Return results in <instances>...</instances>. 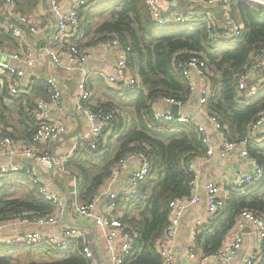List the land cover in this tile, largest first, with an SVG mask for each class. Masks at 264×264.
Listing matches in <instances>:
<instances>
[{
    "label": "built area",
    "instance_id": "obj_1",
    "mask_svg": "<svg viewBox=\"0 0 264 264\" xmlns=\"http://www.w3.org/2000/svg\"><path fill=\"white\" fill-rule=\"evenodd\" d=\"M171 0H143L151 20L162 26L177 25L185 22L194 23L197 16L183 14L182 12L166 11ZM208 5L221 4L226 21L222 25H216L207 16L204 20L207 25V38L213 43H226L237 39L242 35L244 26L231 18L232 0H199ZM264 7V0H239ZM51 12L57 16L53 38L38 52L8 51L0 47V55L7 57L0 60V88L6 87L11 95L25 94L29 87L22 84L25 75L22 68L17 67L11 61L22 62L26 67H34L41 57H47L54 66H64L68 70L81 69L90 60L99 58L98 52L112 50L114 61L108 64L113 73L104 76L107 86L119 94L134 91L140 84V79L130 68L131 48L120 37L115 34L108 35L97 41L94 47L83 49L77 42L80 39V28L78 20V8L85 4L86 0H72L73 5L64 10L60 0H48ZM35 33L32 18L21 12L15 0H0V32L10 34L13 38L20 39L26 32ZM51 43H58L52 47ZM249 62L239 73L234 74L237 82V95L247 102L257 96L264 82H249V77L255 71L264 66V48L258 47L252 50ZM178 68L186 82L188 98L185 101L170 97H160L153 105L152 114L157 120L169 123H186L195 127L201 143L205 148L204 154L198 155L187 163L190 173L188 181L189 194L171 200L167 209V223L163 234L155 242V250L162 259V264H173L176 259L177 239L180 231L181 220L186 210L201 201L199 195L200 186L205 192V210L203 214L196 216L193 221V229L188 246V257L196 259L198 264H207L208 261L229 263L237 255L243 243V232L247 226L260 242L264 240V216L254 211L243 209L237 216L231 229L233 235L228 242L221 244L212 252H203L196 255L197 237L201 232L211 226L212 220L217 213L226 205L227 201L234 195H243L249 188L257 187L264 177V167L251 156L248 148L254 143L262 141L264 130V111L258 119L248 128L245 137L233 140L228 137L225 127L219 118L208 111L207 103L211 91V74L206 61L198 56H190L188 59L178 63ZM105 73V70H104ZM103 73V74H104ZM49 91L47 99L38 98L34 107L28 109L36 123V129L31 138V144H41L61 141L67 132L64 122L52 121L51 110L61 107L62 87L54 76L45 78ZM92 93L87 86L86 76L78 81L74 93V109L83 122V127L78 138L73 144L54 155L38 151L31 145L15 142L10 136L0 131V154L8 158L0 164V176L10 173L23 172L30 182L35 186L39 195L48 202L52 208L50 213L20 215L0 221V246L11 249H33L49 245L56 250L65 251L75 240L82 244V252L87 259H92L93 250L86 242L84 230L78 226L62 223L72 209L83 218H90L97 227L103 238L104 248L108 258V264H125L134 250L136 240L135 234L121 222L119 216L115 215L120 202L134 199L140 182L150 173L151 162L143 151L133 152L122 156L112 166L110 176L99 190L94 200L82 203L78 199L68 198L67 195L58 192L49 186L46 180V172L58 174L69 173L73 192L77 194L78 176L68 167L73 154L81 147L91 149L97 148L100 142H105L120 121H124V114L119 110H104L93 108L90 104ZM191 97L195 98L201 112L205 113L216 136V144H212L209 132L204 124L198 122L189 115L186 110L172 113L161 106L172 105L185 108L186 102ZM217 148L220 157H227L234 153L237 157L245 160L248 168L238 170L235 177L228 185H219L213 181L200 184V176L205 163L214 154ZM23 158L24 163H19L16 158ZM28 162V163H27ZM132 165L131 176L127 186L113 190L111 186L118 175L127 164ZM70 171V172H69ZM99 199H104V212L99 215L94 213V207ZM53 226L55 231L45 233L39 229L26 230L23 232L13 231L5 233L9 228L17 226ZM2 232V233H1ZM261 246L259 250L246 252L242 256V264H258Z\"/></svg>",
    "mask_w": 264,
    "mask_h": 264
},
{
    "label": "trees",
    "instance_id": "obj_2",
    "mask_svg": "<svg viewBox=\"0 0 264 264\" xmlns=\"http://www.w3.org/2000/svg\"><path fill=\"white\" fill-rule=\"evenodd\" d=\"M231 11L244 30L239 38L218 44L208 40V24L201 14L194 23L162 26L151 20L143 0H86L78 8L81 34L91 37L95 43L111 34L120 37L131 48L130 65L133 66L135 59L140 79L136 90L122 94L131 97L127 115L123 112L125 120L120 121L97 148H78L69 162L78 176L77 199L87 203L94 200L110 176L113 164L122 156L143 151L150 160V173L140 182L136 196L119 217L136 236L134 250L125 264H160L155 242L167 223L168 204L189 194L191 175L187 163L205 152L194 126L157 120L152 114L153 105L160 97L181 101L188 98L178 63L192 55L206 61L211 74L207 109L219 118L230 139L245 137L249 126L264 111V88L245 102L237 95V82L233 77L248 64L253 49L264 48V7L232 0ZM6 35L0 32V41L2 37L10 38ZM5 96V89L0 88V131L15 142L31 144L36 129L32 115L22 107L17 112L20 125L4 120ZM33 103L28 102V109L34 107ZM92 107L115 108L110 103ZM2 122L12 130L2 128L5 126ZM248 150L264 167V141L254 143ZM243 209L264 216V177L257 187L249 188L245 194H234L214 217L211 226L198 235L197 240L203 239L205 252H212L221 245ZM51 210L23 172L0 176V221ZM21 252L29 257L25 264H90L78 240L65 251L49 245L33 249L0 246V264H19L11 260L14 253ZM261 253L258 264H264V240Z\"/></svg>",
    "mask_w": 264,
    "mask_h": 264
},
{
    "label": "crops",
    "instance_id": "obj_3",
    "mask_svg": "<svg viewBox=\"0 0 264 264\" xmlns=\"http://www.w3.org/2000/svg\"><path fill=\"white\" fill-rule=\"evenodd\" d=\"M17 8L30 15L35 27H37V32L31 33L26 32L24 36L20 39L13 38L10 34L4 33L10 38L2 37L0 41V47L7 49L8 51H26L31 50L33 52H38L44 48L48 42L53 38L55 32V25L57 16L51 12L48 0H15ZM192 2V4L188 3ZM171 7L167 6L166 11L169 12H182L191 14V16L196 17L201 14L204 15L203 19L207 16L216 25H222L226 21V15L223 13L222 6L219 4L208 5L203 1L199 0H171ZM61 7L66 10L73 5L72 0H60ZM170 5V4H169ZM175 10V11H174ZM187 15V14H186ZM198 18V17H197ZM231 18L240 23V20L234 18L233 12L231 11ZM81 33V31H80ZM78 46L83 49L94 47L96 50V43L91 37H85L80 35V39L77 42ZM52 47H57L58 43H51ZM99 58L90 60L81 69L68 70L64 66H54L47 57H41L37 61L34 67H26L22 62L11 60L15 66L20 67L24 70L25 75L22 78V84L29 87V92L20 95H11L9 93L8 87L5 86L6 98H4V120L13 122L14 125H20L18 123V109L23 107V111H28V102H34L38 98L47 99L49 96V91L45 82V78L48 76H54L60 83L62 87V100L60 108H53L51 110V120L61 121L66 124L67 132L61 141L48 142L41 144H29L38 151L60 155L59 152L69 148L73 142L78 138L82 131L83 122L77 112L74 109V93L78 81L82 76H86L87 86L90 88L92 96L90 99V104L95 107V105H107L112 104L115 108L114 110H119L125 112L127 115L128 104L131 97H126L128 95H122L116 92L114 89L107 86L104 76L106 74L113 73L112 68H107L108 64H112L114 61V55L112 50H107L105 52H98ZM7 57L0 55V60H5ZM131 68V65H130ZM132 69V68H131ZM105 70V73H104ZM104 73V74H103ZM136 73V72H134ZM137 74V73H136ZM138 75V74H137ZM139 77V76H138ZM264 82V66L255 71V74L249 78V82ZM39 83H42L40 85ZM33 103V104H34ZM163 109L170 110L171 107L162 105ZM123 109V111H122ZM195 118L198 122L204 124L210 135V140L212 144H216V136L211 127V124L205 113L201 112L200 107L195 98L191 97L187 100L185 108H178V112L184 111ZM28 113V112H27ZM124 114V113H123ZM125 117V115H124ZM4 123L2 122V125ZM5 125V124H4ZM22 125V124H21ZM2 128L8 129L12 128L9 125L2 126ZM264 130V126L261 128ZM264 132V131H263ZM262 141H264V134L262 135ZM261 142V141H260ZM7 156L0 154V164L7 160ZM19 163H24L25 160L21 157L16 158ZM28 163V162H27ZM69 169L73 168L68 165ZM248 168V164L245 160L237 157L236 154L231 153L227 157H220L217 148H215L214 154L205 163L201 176L200 184L203 185L208 181H213L219 185H228L232 179L235 177L238 170H244ZM74 171V170H72ZM132 165L127 164L125 169L120 172L116 181L111 186L113 190H118L127 186L129 178L131 176ZM70 172V171H69ZM46 180L50 187L57 190L58 192L65 194L68 198H77V194L73 192V187L71 182L70 174H58L55 172H46ZM199 195L201 196V201L186 210L184 216L181 220L180 231L177 239L176 246V259L173 264H198L197 260H191L188 257V246L190 244V236L193 229V221L196 216L203 214L205 210V192L202 186L199 189ZM127 201L120 202L115 215L121 216L123 209L128 206ZM104 212V199H99L94 207V213L96 215ZM220 212V211H219ZM218 212V213H219ZM62 223H67L69 225H74L82 228L86 234V242L93 250L92 259H88L90 264H108L107 254L103 244V238L97 230L94 222L90 218H83L72 209L69 210L65 219L61 221ZM39 229L45 233H52L55 231L53 226H41L36 227L30 226H17L12 227L4 231L5 233H11L13 231L23 232L26 230H36ZM2 233V232H1ZM233 235V230L230 228L224 235L221 244L228 242ZM262 248V242L257 239V236L251 232V230L246 226L243 232V243L241 249L238 251L237 255L229 263L208 261L207 264H242V256L246 252L256 251ZM196 255H200L205 251L203 246V239L198 240L196 243ZM135 252V251H134ZM258 257V263L261 259ZM160 264H162V259L160 258Z\"/></svg>",
    "mask_w": 264,
    "mask_h": 264
},
{
    "label": "rangeland",
    "instance_id": "obj_4",
    "mask_svg": "<svg viewBox=\"0 0 264 264\" xmlns=\"http://www.w3.org/2000/svg\"><path fill=\"white\" fill-rule=\"evenodd\" d=\"M131 68L134 72L137 73L138 70H137V63H136L135 59H133V66H131ZM263 88H264V86L261 87V90ZM126 97H129V96H126ZM14 256L15 257L12 258V260H11L13 263L25 264L29 260V257H27V256L25 257V255L22 252L21 253H14Z\"/></svg>",
    "mask_w": 264,
    "mask_h": 264
},
{
    "label": "water",
    "instance_id": "obj_5",
    "mask_svg": "<svg viewBox=\"0 0 264 264\" xmlns=\"http://www.w3.org/2000/svg\"><path fill=\"white\" fill-rule=\"evenodd\" d=\"M249 78H250V77H249ZM170 111H171L172 113L176 114L177 111H178V106H176V105H172Z\"/></svg>",
    "mask_w": 264,
    "mask_h": 264
}]
</instances>
